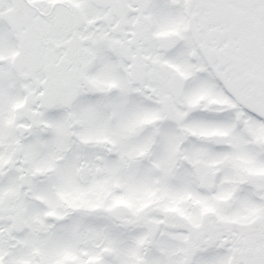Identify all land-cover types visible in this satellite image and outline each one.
<instances>
[{
    "label": "snow or ice",
    "instance_id": "1",
    "mask_svg": "<svg viewBox=\"0 0 264 264\" xmlns=\"http://www.w3.org/2000/svg\"><path fill=\"white\" fill-rule=\"evenodd\" d=\"M0 264H264V0H0Z\"/></svg>",
    "mask_w": 264,
    "mask_h": 264
}]
</instances>
